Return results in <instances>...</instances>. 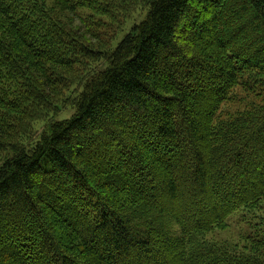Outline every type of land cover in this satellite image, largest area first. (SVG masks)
I'll return each instance as SVG.
<instances>
[{"label": "trees", "instance_id": "16d2710c", "mask_svg": "<svg viewBox=\"0 0 264 264\" xmlns=\"http://www.w3.org/2000/svg\"><path fill=\"white\" fill-rule=\"evenodd\" d=\"M56 3L0 0V264H264V104L219 114L264 94V0ZM142 8L112 49L71 17ZM239 212L249 248L204 242Z\"/></svg>", "mask_w": 264, "mask_h": 264}, {"label": "rangeland", "instance_id": "374dc122", "mask_svg": "<svg viewBox=\"0 0 264 264\" xmlns=\"http://www.w3.org/2000/svg\"><path fill=\"white\" fill-rule=\"evenodd\" d=\"M48 8L51 9L50 12H56L57 14L62 15L65 21H68L67 17H64V14L59 12L61 10L60 6L56 3V0H48L47 4ZM148 14V9L142 8L133 17L130 21H124L123 19H119L118 22L115 20H111L105 17L97 16L94 12L89 11L88 9H80L77 10V14L74 17V24L76 27H81V34H85L87 31V38L91 40V43L84 40L86 45H91L95 49L101 50L99 45V41H102L105 44L106 49H112L117 47L119 43H121L130 32H133V28L140 24L143 19ZM61 18V17H60ZM61 18V19H62ZM83 19V20H82ZM85 21V22H84ZM62 24V23H61ZM86 26L88 27L86 29ZM69 29V28H68ZM97 35L98 40H92L94 36ZM87 39L88 41H90ZM107 67V63L105 60L95 59L94 61H84V66L80 67V64L76 66L78 69H82L78 71V77L81 75L85 78L81 80L89 79L90 76H95L101 70ZM85 69V70H84ZM70 84L76 83V80L73 81V77L70 79ZM80 86L76 85L71 89L68 93L65 92V96L68 98L69 95H74V93L78 92ZM234 96L230 100L229 103H226L219 114H221V118H229L237 116V114L242 113V111L246 109H251L253 105L264 104V94L253 95L247 92L245 89L241 87H234ZM61 112L52 116L45 120H41L36 122L34 125V131L41 134L48 130L50 124L52 122L63 121L69 119L74 115L75 109L73 106H62ZM1 164V162H0ZM260 213L264 216V210L260 211ZM245 217V218H244ZM252 216L239 212L235 213L229 221H227L228 227L220 230L216 229L204 237V242H208L211 246L216 245L219 246H229L232 253H241L245 248H249L248 238L253 234L254 229L252 228L253 224L251 223ZM254 221V220H253ZM255 222V221H254ZM258 221L256 220L255 223ZM234 251V252H233Z\"/></svg>", "mask_w": 264, "mask_h": 264}]
</instances>
